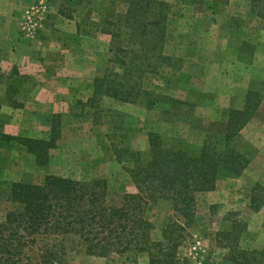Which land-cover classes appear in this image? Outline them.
I'll list each match as a JSON object with an SVG mask.
<instances>
[{
    "label": "rangeland",
    "instance_id": "obj_1",
    "mask_svg": "<svg viewBox=\"0 0 264 264\" xmlns=\"http://www.w3.org/2000/svg\"><path fill=\"white\" fill-rule=\"evenodd\" d=\"M20 1L23 50L28 52L26 55H39L50 75L32 74L25 66L21 71L10 70L2 63L0 132L48 138L52 119L60 115L61 136L45 165L17 143L0 147V221L8 210L19 207L10 201L13 182L39 183L47 175L86 183L107 179L113 201L121 203L125 194L137 193L138 189L115 157L114 145H128L147 155L149 134L157 132L168 145L184 144L198 149L206 134L226 120L230 95H242L252 87L264 89L258 57L241 67L235 49L236 42L244 36L238 26L245 25L244 30L256 42L262 26V20L248 8L247 0H229L227 4L214 0H165L170 11L164 52L170 59L159 63L155 72L145 73L142 87L183 103L163 100L152 109L140 101L123 102L107 95L90 100L97 77L108 73L117 78L115 74L124 71L113 61L112 49L128 48L129 29L123 17L127 0ZM230 15L234 16L232 20ZM104 17L119 24L121 37L114 39L102 29ZM6 49V45H1L4 57L8 55ZM62 56L64 59H59ZM261 61L259 64L264 65ZM54 97L58 98L56 106L48 104ZM242 136L243 151L251 160V167L240 176L223 173L213 192H198L196 222L181 238L178 264H237L233 258L238 249L264 248V204L260 210L252 208V196L256 203L264 200V110L258 122L247 125ZM131 161L130 157L124 158V164ZM256 183L261 186L256 187ZM172 213L167 203L147 204L145 216L153 224L154 240L163 239L162 232ZM249 256L247 259L251 260L252 255ZM239 258L246 264L247 259ZM69 264L150 261L147 252L109 257L75 252L69 256Z\"/></svg>",
    "mask_w": 264,
    "mask_h": 264
},
{
    "label": "trees",
    "instance_id": "obj_2",
    "mask_svg": "<svg viewBox=\"0 0 264 264\" xmlns=\"http://www.w3.org/2000/svg\"><path fill=\"white\" fill-rule=\"evenodd\" d=\"M127 1L128 9L123 17L129 29L128 48L112 49L113 61L124 71L115 74L118 79L108 73L97 77L91 102L107 95L123 102L140 101L148 109L163 100L183 103L142 87L144 74L155 72L159 63L170 59L164 52L169 5L165 0ZM247 2L248 8L262 20L264 29V0ZM107 18L101 20L102 29L114 39L121 37L119 24ZM111 24L118 32L111 29ZM240 51L251 52L253 46L244 43ZM262 101L263 88L249 90L244 106L228 109L226 120L206 134L198 149L184 144L168 145L157 132L149 134L147 155L128 145H114L115 157L138 189L137 193L125 194L121 203L113 201L108 180L104 178L86 183L71 177L47 175L39 183L13 182L10 201L19 207L8 210L0 221V264H69V256L75 252L103 257L147 252L150 264H178L181 238L196 222V194L215 190L223 173L240 176L248 167L250 159L243 151L242 130ZM60 136L61 116L55 115L48 138L2 131L0 147L17 143L33 154L39 164L45 165ZM125 157L132 159L130 164H124ZM255 186L259 188L261 184ZM148 203H167L173 212L162 232V240L152 238L153 224L145 216ZM252 203L254 210H260L264 200L256 203L252 196ZM249 254L251 260L247 259ZM239 257L247 259L246 264H264V248L238 249L233 260L243 264Z\"/></svg>",
    "mask_w": 264,
    "mask_h": 264
},
{
    "label": "crops",
    "instance_id": "obj_3",
    "mask_svg": "<svg viewBox=\"0 0 264 264\" xmlns=\"http://www.w3.org/2000/svg\"><path fill=\"white\" fill-rule=\"evenodd\" d=\"M22 8L23 7H22V3L20 0L19 1H17V0H0V48H1V45H3V44L6 45L7 46L6 53L8 54L7 56L4 57V56H2L4 51L0 50V66L3 67L6 64L5 67H8V69H10V70L11 69L17 70V68H18L20 71L25 66V67H29L28 71L32 74H36V75L43 74L44 76H49L50 73L45 72L46 66L41 63L42 58H40L39 55H33V54L26 55V54H28V52L23 50V40L22 39H24V36H23V33H21V31H20V29H22V24L24 23V19L22 17V14H23ZM234 15H236V14H234ZM233 17L234 16L230 15L228 18H230V20H232ZM232 25L236 26L235 24H233V22H232ZM232 25L230 26V28H233ZM238 27H241L242 33L244 31V36L241 37L238 42H236V48H235L237 51V56L239 58L240 66L243 67L242 65H244L245 63H251L254 60V58L256 59L258 57V68L261 71V73H260L262 75L261 78H263L264 68L262 70V67L264 65L259 64V61L263 63V61H261V59L264 60V50L261 49L263 44H264V29L261 26L259 27L260 29L258 32L259 33L258 34V42H256L253 40L254 38H252V34H250L244 30L245 28H247L245 25L244 26H238ZM244 43L245 44H247V43L251 44L253 46V51L248 52V53L247 52L240 53L241 52L240 51V45H242ZM59 59H64V58L62 56ZM12 61H14V63H11ZM2 63H5V64H2ZM36 66H44V68H42V67L38 68ZM33 67H36V69H32ZM58 74L59 73L56 72L55 76H57ZM52 75H53V73H52ZM261 83H262V81H261ZM45 88H46V86L42 88V91L46 90ZM250 89L257 90L254 87H252ZM59 91L62 92V90H58V92ZM235 91L236 90H233V92H235ZM248 91L249 90H247V91L244 90L242 92V95L241 94L230 95V100H228L230 102L228 105L229 108H242L245 104L246 95H247ZM213 92H215V90H213ZM43 93H45V92H43ZM57 100H58V98L54 97L52 100H50V102H48V104L54 103L55 104L54 106H56L58 104ZM236 101H238V102H236ZM263 110H264V101H262V103L259 105L255 116L249 121V123L247 125L258 122V116ZM247 125L243 128V130L247 127ZM243 130H242V133H243ZM11 134L18 135L14 132H12ZM252 162H254V161H252ZM251 164L252 163L250 160V163H249L248 167L245 169V171H249ZM209 192H211V191H209ZM197 194H196V199H197Z\"/></svg>",
    "mask_w": 264,
    "mask_h": 264
}]
</instances>
